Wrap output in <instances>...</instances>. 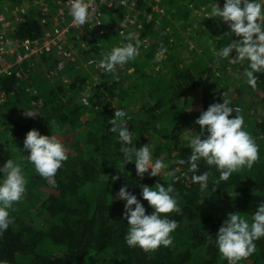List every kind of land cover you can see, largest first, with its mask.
I'll return each instance as SVG.
<instances>
[{"label": "trees", "instance_id": "1", "mask_svg": "<svg viewBox=\"0 0 264 264\" xmlns=\"http://www.w3.org/2000/svg\"><path fill=\"white\" fill-rule=\"evenodd\" d=\"M36 1L0 0V12L14 27L9 36L16 41L34 40L53 29L51 16L44 14ZM212 2L160 0L153 4L163 6L165 12L149 6L151 19H146L144 6H139V20L144 24L135 25L133 33L121 35L108 25L105 35H86L90 47L74 42V46L84 48L80 58L85 60L58 69L59 52L53 51L25 59L12 68V74L0 72V166L9 158H19L27 179L25 194L9 209L13 223L0 234V264H228L210 237L215 238L229 213L237 212L250 220L257 205L264 202V73L257 74L258 84L253 90L244 76L247 61L231 63L215 55L214 49L241 37H231L227 22L206 19L203 10ZM215 2L224 5V0ZM21 6L26 8L23 14L18 10ZM13 7H17L18 17L8 13L7 8ZM57 7V2L50 0L53 14ZM108 10H112V21H120V12ZM195 20L196 31L185 36L183 32ZM2 28L0 23V31ZM129 34L140 39V55L117 69L118 79L90 66L99 75L94 80L83 62L92 57L99 61L102 53L123 46L122 40L128 43ZM190 38L196 42L192 48L185 42ZM161 47L168 51L159 61L162 69L156 72L154 58ZM216 62L219 68L231 65L230 83L217 74L219 69L212 66ZM2 66L0 62V69ZM88 85L91 89L86 103L82 96ZM224 94L229 106L238 108L244 116L245 130L259 146V158L251 169L244 167L218 185L213 180L218 179L219 172L202 161L197 174L211 173L209 191L202 193L199 185L191 182L193 173L188 166L175 161L188 160L191 149L187 146V130L198 133L200 127L195 120L209 105L223 103ZM24 110L36 114L27 117ZM121 110L131 117L126 126L135 134V147L155 145L154 158L168 165L160 177L147 173L139 177L134 162L125 165V173L117 169L122 153L118 138L111 135V120ZM235 115L233 112L229 118ZM52 121L55 126L50 128L48 122ZM32 129L42 135H56L65 146L68 159L57 171L55 185L35 172L27 159L28 151L23 150L26 133ZM175 168L180 170L173 180L166 173ZM114 176L119 180L113 182ZM157 181L174 184L181 209L168 214L179 225L171 233L173 243L148 252L129 248L124 240L126 202L117 193L127 186L141 200L146 214H151L152 208L141 197L140 185L151 187ZM255 244V252L239 264H264V238Z\"/></svg>", "mask_w": 264, "mask_h": 264}, {"label": "clouds", "instance_id": "2", "mask_svg": "<svg viewBox=\"0 0 264 264\" xmlns=\"http://www.w3.org/2000/svg\"><path fill=\"white\" fill-rule=\"evenodd\" d=\"M69 13L75 25L83 26L92 20L90 3L87 0H70ZM203 15L208 18H219L227 22L228 32L239 41L232 40L226 46L214 49L219 59H229L230 62L247 61L244 71L246 83L253 90L258 84V73H264V0H224L223 7L213 0L204 10ZM99 24V23H98ZM122 34V33H121ZM127 44L114 47L110 52L102 53L98 67L106 75L118 79V68L132 63L140 55L141 41L135 34L126 36ZM11 44V41H9ZM236 50L237 56L231 53ZM168 50L164 47L157 52L155 61L163 60ZM223 103H213L195 120L200 131L193 134L187 130V146L191 149L188 160L180 158L177 165H187L188 171L193 173L191 182L199 185L202 193L209 191L210 171L200 174L199 166L203 161L211 169L215 167L219 172L214 184L227 181L234 173L242 168L251 169L259 158V146L245 130L244 116L238 108L230 107L229 100ZM87 102V101H85ZM187 110V109H186ZM235 112L233 118H229ZM36 113L24 110V115L33 117ZM131 121L126 111H116L111 120V135L118 138L122 159L117 169L125 173V165L134 162L136 174L143 178L145 173L150 177H160L168 165L159 158H154L155 145L148 143L139 149L133 143L135 134L130 133L127 123ZM51 127L55 121L48 122ZM206 133V134H205ZM28 151L27 159L33 165L35 172L56 184L55 176L68 159L65 146L56 135H42L39 130L32 129L26 133L23 150ZM150 169V171H149ZM179 168L168 171L166 175L173 180ZM119 176L112 177L113 182ZM27 179L19 158H9L0 166V234L8 230L13 219L9 209L15 202L21 200L26 192ZM141 197L152 208L151 214H146V208L136 195L122 186L117 193L124 204V218L127 220V231L124 236L129 248H139L145 252L172 245L171 233L178 228V222L170 219L168 214L181 211L176 199L173 183L162 185L159 181L154 186L140 185ZM214 189V188H213ZM113 199V198H112ZM134 206V207H133ZM210 237V236H209ZM264 238V202L257 205L249 220L246 216L233 212L220 226L214 239L215 246L228 264H239V261L251 256L256 250L255 241Z\"/></svg>", "mask_w": 264, "mask_h": 264}, {"label": "built area", "instance_id": "3", "mask_svg": "<svg viewBox=\"0 0 264 264\" xmlns=\"http://www.w3.org/2000/svg\"><path fill=\"white\" fill-rule=\"evenodd\" d=\"M57 2V12L53 14L50 8V0H37L36 2L41 5L44 14L51 16V23L53 28L51 31L45 32L42 36L36 39L24 38L17 39L2 33L4 30H13L12 21L7 18L4 13L0 12V23L3 28L0 31V62L3 63L2 69L7 74H12L14 71L12 68L32 56L48 54L53 51L59 52V61L57 63L58 69L66 68L69 60L75 55V49L70 41L78 42L81 46H89L87 40V33H96V35H105L107 33L106 26H111L116 31L118 30L121 35L128 34L130 31L128 29L129 23L127 18L123 22L114 21L108 17V9L114 8L116 5H122L131 9L137 3L143 0H87L90 3V11L92 12V20L83 25H75L72 22V17L69 13L70 0H55ZM153 2H159L160 0H151ZM156 6V8H154ZM154 11L164 13L165 9L163 6L154 3ZM18 10L23 14L26 9L24 6L18 8ZM107 10V11H106ZM20 14V13H19ZM147 14V13H146ZM128 15V14H127ZM151 19L152 15L147 14ZM45 21V19H43ZM130 22V21H129ZM99 23V24H98ZM6 28V29H4ZM74 34V35H73ZM66 37L68 41H66ZM11 41V44L9 43ZM90 47V46H89ZM81 48H79L80 50ZM84 48L81 49L83 51ZM75 52V53H74ZM15 60V61H14ZM98 60L93 58L89 64L94 65L96 69L98 67ZM89 68V67H88ZM19 73V72H18ZM88 93L83 94L82 99L88 102ZM86 102V103H87Z\"/></svg>", "mask_w": 264, "mask_h": 264}, {"label": "rangeland", "instance_id": "4", "mask_svg": "<svg viewBox=\"0 0 264 264\" xmlns=\"http://www.w3.org/2000/svg\"><path fill=\"white\" fill-rule=\"evenodd\" d=\"M139 6H144V9H143V11H142V13L143 14H145V13H147V14H150V13H152L153 14V12H149L148 11V7L149 6H152V10H154L153 9V3H152V1L151 0H143V3L141 4V3H137L136 5H134L131 9H129V8H127V7H123L122 5L120 6V5H116V6H114V9L116 8V7H118V9L120 8L121 9V7H123L124 8V10H125V12H124V19H122V20H120L119 22H123L126 18H127V22L129 23V25H128V29H129V31H130V33H133V27L135 26V25H138L139 27L142 25V24H144V23H142V21H140L139 20V13H140V10H139ZM15 8V9H14ZM154 8H156V6L154 7ZM1 9H2V4L0 3V11H1ZM12 9H14L13 11H11ZM26 9V8H25ZM7 10H9L8 11V13L11 15V16H14V17H18V16H15V15H18L19 14V12H18V10H17V7H13V8H7ZM128 14V15H127ZM198 14H200L201 15V11H199L198 12ZM109 17V16H108ZM110 18V17H109ZM148 18H150L149 16H147V18L146 19H148ZM182 20H183V22L184 23H187L188 21H184V18H182ZM130 21V22H129ZM112 22H114V21H112ZM114 23H116V22H114ZM138 23V24H137ZM179 24H181V22H179ZM187 25V24H186ZM195 25V26H194ZM196 26H197V24H196V20L194 21V23H193V25L192 26H190L189 28H188V31L186 32H183V34H185V36H188L191 32L192 33H194L195 31H196ZM50 27H52V24H51V26ZM170 28V33H172L173 31L171 30L172 28L171 27H169ZM4 29H6V28H4ZM178 29L180 30V28H179V26H178ZM118 31V30H117ZM119 32V31H118ZM2 33H5L6 35L8 34H10V31H8V30H4V31H2ZM197 33H200L199 31L197 32ZM88 35L90 34L89 32L87 33ZM121 34V33H120ZM66 41H68V39H67V37H66V40H65V43H66ZM122 42L124 43V45L125 44H127L126 42H125V40H122ZM185 42H186V45H188L189 47H193L194 46V43H196L192 38H190V39H185ZM77 43V42H76ZM70 44H72L73 45V47H74V51L76 52H74L75 53V55L74 56H72L71 58H70V60H69V62H73L74 63V61L75 60H78V59H81V60H85V59H82V58H80V56H82L81 55V49L79 50V48H80V46H74V41H70ZM78 44V43H77ZM146 45L147 46H149L150 44L149 43H146ZM200 50V49H199ZM156 54H157V52L155 53V56H156ZM237 56V53H236V50L234 49V52H232V57L233 58H235ZM93 59V57L92 58H89L87 61H84L83 62V64H84V66L85 67H90V66H93L92 64H89L88 62L90 61L91 62V60ZM155 59V58H154ZM156 62V61H155ZM231 63H234V62H231ZM143 64H145V63H142V65ZM242 64H243V62H242ZM218 65H220V63L219 62H216L215 64H212V66H214V67H216V68H218L219 69V72H217V74H220V76H222V78L224 79V80H227V83L229 82L230 83V81H231V78H233V73H232V68H231V65H227L226 67H220L219 68V66ZM154 67H155V71L157 72V71H159V70H161L162 69V66H161V63L160 62H156L155 64H154ZM213 67V68H214ZM57 69V68H56ZM56 69L54 70V71H56ZM64 69H66V68H64ZM130 70L129 71H133L134 70V66L133 67H130L129 68ZM164 70V69H163ZM213 71H214V69H212ZM87 71L88 72H91L92 73V77L94 78V80H98V78H99V75H98V73L95 71H93V70H91V68H89V69H87ZM58 76V75H57ZM69 82V81H68ZM204 86V85H203ZM89 89H91V85H88V88H87V90L85 91L86 93L88 92V90ZM201 93H202V90L200 91V95H201ZM84 94V93H83ZM198 94H199V92H198ZM2 95V92H0V96ZM141 99V98H140ZM138 100H139V95H138ZM149 171H150V169H149ZM182 174H184V172L182 173Z\"/></svg>", "mask_w": 264, "mask_h": 264}, {"label": "crops", "instance_id": "5", "mask_svg": "<svg viewBox=\"0 0 264 264\" xmlns=\"http://www.w3.org/2000/svg\"><path fill=\"white\" fill-rule=\"evenodd\" d=\"M113 9H114V8H113ZM110 11H112V10H109V11H108V16H109V17H114V16H113V13L110 12ZM119 12H120V13H119ZM124 12H125V10H124L123 7H121V9H120V8L118 9V7H116V8H115V14H116V13H119V15H122V18H121V17H118L117 19H120V20L124 19ZM114 21H118V20H116V18H114ZM129 70H130V69H129Z\"/></svg>", "mask_w": 264, "mask_h": 264}, {"label": "bare ground", "instance_id": "6", "mask_svg": "<svg viewBox=\"0 0 264 264\" xmlns=\"http://www.w3.org/2000/svg\"><path fill=\"white\" fill-rule=\"evenodd\" d=\"M151 15L153 16V14L151 13Z\"/></svg>", "mask_w": 264, "mask_h": 264}]
</instances>
